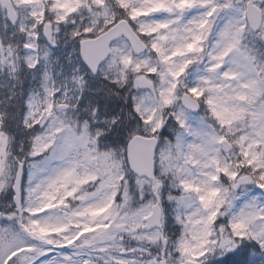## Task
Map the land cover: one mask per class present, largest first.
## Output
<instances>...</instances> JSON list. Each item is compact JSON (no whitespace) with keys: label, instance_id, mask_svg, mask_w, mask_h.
<instances>
[{"label":"snow or ice","instance_id":"obj_1","mask_svg":"<svg viewBox=\"0 0 264 264\" xmlns=\"http://www.w3.org/2000/svg\"><path fill=\"white\" fill-rule=\"evenodd\" d=\"M0 264H264V0H0Z\"/></svg>","mask_w":264,"mask_h":264}]
</instances>
